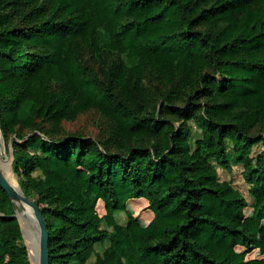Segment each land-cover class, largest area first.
Instances as JSON below:
<instances>
[{
	"label": "trees",
	"instance_id": "obj_1",
	"mask_svg": "<svg viewBox=\"0 0 264 264\" xmlns=\"http://www.w3.org/2000/svg\"><path fill=\"white\" fill-rule=\"evenodd\" d=\"M90 108L110 135L45 128ZM0 132L49 264H264V0H0ZM12 206L0 264H30Z\"/></svg>",
	"mask_w": 264,
	"mask_h": 264
},
{
	"label": "rangeland",
	"instance_id": "obj_2",
	"mask_svg": "<svg viewBox=\"0 0 264 264\" xmlns=\"http://www.w3.org/2000/svg\"><path fill=\"white\" fill-rule=\"evenodd\" d=\"M57 88L58 83L52 82L50 89L52 91H55ZM26 113L27 108L26 105H24L20 111L21 117H25ZM188 124L191 127L192 138H198L200 136V131L195 128V125L192 121H189ZM45 128L57 136H62L66 133H76L81 135H89L96 138H102L110 135L108 120L93 108L77 113L74 118L62 119L59 123L56 124L45 122ZM0 135L2 136L1 132ZM1 139L2 149L0 151V155L6 157L10 154V150H12L11 141H8V143H6L3 136ZM190 143L192 145V141H190ZM226 151L227 159H229L232 153V146L229 140L226 141ZM263 151V145L261 143H258L251 147L250 155L251 157H255ZM210 162L214 166L217 172V177L220 181L225 180L229 182L233 186V188L241 193L247 201L251 202L253 200V197L250 195L248 190V184L244 180L242 174L243 167L241 164H231L230 168H225L224 166L220 165L214 158H212ZM34 173L36 174V172ZM12 209L13 214H15V212L18 210L21 211L15 203H13ZM25 217L27 218L28 223L27 226L23 227L24 231L22 233L21 242L25 246L29 247L28 256L30 259V264H33L30 245L34 244L35 227L29 222V218L26 215ZM114 218L118 224L125 225L127 223V216L121 210L114 211ZM100 228L106 229L108 230V232L112 231V227L107 226L105 222L101 223ZM106 245L107 241H104L103 243H95L93 245L94 252L89 255L84 264H93L96 258L95 252L101 254ZM72 264H78V262H74Z\"/></svg>",
	"mask_w": 264,
	"mask_h": 264
},
{
	"label": "water",
	"instance_id": "obj_3",
	"mask_svg": "<svg viewBox=\"0 0 264 264\" xmlns=\"http://www.w3.org/2000/svg\"><path fill=\"white\" fill-rule=\"evenodd\" d=\"M9 155H10V167H11L12 150H10ZM11 171H12V167H11ZM13 175L16 179V176L14 173ZM16 182L18 186L17 190L14 189L12 185L7 181V179L4 177L0 169V185L2 189L7 192L11 201L15 203L17 207L21 210V211L18 210L15 212V214H13V216L16 217L19 222L21 232L23 233L24 231L23 227L27 226V224L23 226L22 221L20 220L21 219L20 216L24 214L29 218V222L35 227L34 244H36V247H37L38 264H49V255H48V246H47L48 232L46 228L45 219L40 213L37 204L32 199L24 195L17 179H16ZM17 202H19V204L21 205L19 206ZM26 247H27V250H29V247L28 246Z\"/></svg>",
	"mask_w": 264,
	"mask_h": 264
},
{
	"label": "bare ground",
	"instance_id": "obj_4",
	"mask_svg": "<svg viewBox=\"0 0 264 264\" xmlns=\"http://www.w3.org/2000/svg\"><path fill=\"white\" fill-rule=\"evenodd\" d=\"M1 149H2V139L0 137V151H1ZM0 169H1L4 177L7 179V181L12 185V187L14 189L17 190L18 189L17 182H16V179H15V177L11 171V167H10V155H8L6 157H3L0 155ZM17 204L19 206L21 205V204H19V202H17ZM20 218H21L23 226H25L28 222L27 218L25 217L24 214H22L20 216ZM30 250H31V257H32L33 264H38L36 244L30 245Z\"/></svg>",
	"mask_w": 264,
	"mask_h": 264
}]
</instances>
